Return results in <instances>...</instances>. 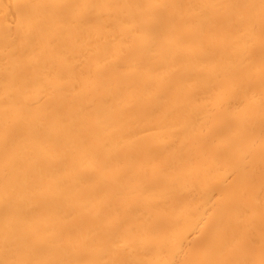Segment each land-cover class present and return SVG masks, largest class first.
<instances>
[{
  "label": "bare ground",
  "instance_id": "obj_1",
  "mask_svg": "<svg viewBox=\"0 0 264 264\" xmlns=\"http://www.w3.org/2000/svg\"><path fill=\"white\" fill-rule=\"evenodd\" d=\"M0 264H264V0H0Z\"/></svg>",
  "mask_w": 264,
  "mask_h": 264
}]
</instances>
